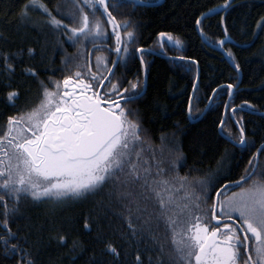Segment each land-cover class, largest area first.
Returning a JSON list of instances; mask_svg holds the SVG:
<instances>
[{
	"label": "snow or ice",
	"instance_id": "6c2138e0",
	"mask_svg": "<svg viewBox=\"0 0 264 264\" xmlns=\"http://www.w3.org/2000/svg\"><path fill=\"white\" fill-rule=\"evenodd\" d=\"M69 2L71 9L65 12L60 5L50 9L47 0H26L19 9L20 23L40 39L15 50L0 47V103L15 109L0 126V264H37L33 252L45 243V232L49 244L55 241L67 249L69 264H77L89 251L86 264H264V142L256 147L249 140L245 121V116L248 122L264 121V111L248 101L238 107L222 105L226 118L217 125L228 133L233 148L250 154L247 166L238 180L225 183L230 173L224 172L222 157L215 183L204 179L193 185L179 174L182 149H174L176 158L165 167L155 151L144 147L139 120L130 119L128 106L147 96L139 72L130 80L118 77L121 68L127 70L138 59L147 78V50L133 47L136 25L130 18L118 19V10L154 5L148 0ZM234 6L235 0H226L220 7ZM216 12L210 8L194 19L200 36H206L204 21ZM32 14L40 19L33 20ZM255 29L253 39L257 32L264 36V17ZM223 32L224 38L216 41L222 50L229 35L226 26ZM112 39L115 44L108 51L115 59L97 55L94 63L85 57L81 64L67 55L65 45L91 44L99 52V45ZM0 42L8 44L2 31ZM166 42L182 47L179 39L162 31L156 40L162 51ZM225 54L239 73L233 52ZM174 59L185 61L184 56ZM176 67L191 71L183 63ZM57 74L62 78L55 79ZM221 87L232 100L235 85ZM192 91H199L198 77ZM218 92L212 91L209 106ZM21 100L23 107L18 108ZM186 115L189 122L200 119L191 98ZM229 121L238 129L235 139ZM173 127L174 138L184 134L179 124ZM85 203L90 210L78 219L32 220L31 214L43 205ZM18 221L27 224L23 236ZM73 233L89 237L91 247Z\"/></svg>",
	"mask_w": 264,
	"mask_h": 264
},
{
	"label": "trees",
	"instance_id": "16d2710c",
	"mask_svg": "<svg viewBox=\"0 0 264 264\" xmlns=\"http://www.w3.org/2000/svg\"><path fill=\"white\" fill-rule=\"evenodd\" d=\"M157 1L154 6H138L135 10L126 7L118 10V19H131L136 25L137 43L133 47H142L145 52L147 66V96L144 102L129 105L133 112L132 120H139L141 124L142 139L146 149L155 151L157 157L169 162L175 160L174 149H182L183 158L179 161V174L187 176L189 181L195 185L197 181L209 179L213 183L218 177V170L223 161L224 172L230 173V180L225 183L234 182L244 174L247 166L249 153L241 154L238 148H233L228 142V133H220L217 125L218 120L224 118L222 105L228 104L229 98L226 89L221 87L233 83L234 93L230 103L238 107L244 101L255 105L260 111H264V36L256 33L253 39L251 33L255 32V24L264 17V0H235V6L229 9L220 7L226 0H148V4ZM26 0H0V31L8 37V44L0 42V47H9L15 50L23 43H31L37 39L35 31H25L19 20V9ZM50 9L60 5L67 12L71 9L69 0H47ZM210 8H217V12L211 18L204 21L206 36L202 37L195 30L194 19L200 14L207 12ZM33 20L40 19L39 15L32 14ZM91 19V17H90ZM223 19V25L221 20ZM209 25L211 27H209ZM228 28V40L222 50L216 43L224 38L223 27ZM169 32L174 38L182 42L179 50L170 48L168 45L162 51L156 43L160 32ZM108 32L111 33L110 26ZM115 44L114 39L110 43L100 44L101 51L97 52L91 44L86 48H74L65 45L67 55L76 58L77 63H83L85 57L107 55L110 59L115 58V53H109V48ZM150 51V52H149ZM232 51L236 62L240 64L241 71L235 72L232 60L225 54ZM83 52L84 56H80ZM92 55H89V54ZM184 56L185 61L175 60L174 57ZM62 57H57V67ZM90 60V59H89ZM190 60H196L195 65L189 64ZM186 64L191 71L177 68L179 64ZM199 70V91L193 97V110L201 117L208 108V101L212 98V91L219 89L206 115L198 122H189L186 115L188 101L192 98V85L196 83ZM139 72L144 82V69L141 68L139 60L128 65L127 70L121 68L118 77L133 79ZM62 77L57 74L55 79ZM36 96L35 85L32 86V98ZM23 100L17 105L23 107ZM249 110L245 108V112ZM15 113V109L5 107L0 103V126L4 125L8 115ZM245 116L246 131L248 138L255 142L256 147L264 142V121L252 119ZM179 124L182 136L173 137L174 125ZM228 127L233 139L238 136V129L229 121ZM256 135L253 136L252 133ZM166 139L162 143L161 137ZM170 149H173L170 151ZM255 149H253L254 151ZM146 152L145 155H150ZM264 159V158H262ZM222 178L223 173H219ZM237 191L239 189H236ZM231 192H228L230 195ZM213 199L215 195L213 193ZM91 205L76 204L74 206L55 207L43 205L33 212V222L43 224L45 219H59L61 217L79 218L90 210ZM49 210L54 215L49 216ZM16 227L21 229V235L27 232L25 221H18ZM49 233L45 232V243L33 252L37 264H69L66 248H58L55 241L47 242ZM73 238L89 244V237L72 234ZM91 251L83 258L78 259L77 264H86Z\"/></svg>",
	"mask_w": 264,
	"mask_h": 264
},
{
	"label": "water",
	"instance_id": "95a60500",
	"mask_svg": "<svg viewBox=\"0 0 264 264\" xmlns=\"http://www.w3.org/2000/svg\"><path fill=\"white\" fill-rule=\"evenodd\" d=\"M164 2V0H162L161 1V3H163ZM166 44L170 47V48H174V49H177V50H179L180 49V47L178 48V47H176L175 46V44H171V43H167L166 42ZM199 70H198V80H199ZM197 82V81H196ZM145 83H146V89H147V81H145ZM233 93H234V90H233ZM194 94L195 93H193L192 94V98H191V101H192V103H193V97H194ZM230 103V100H229V102H228V104ZM209 108H210V106H208V108L206 109V111L203 113V115L200 117V119L199 120H201L205 115H206V113H207V111L209 110ZM224 118H226V117H224ZM199 120H193L192 122H198ZM220 133L222 134V132L220 131Z\"/></svg>",
	"mask_w": 264,
	"mask_h": 264
},
{
	"label": "flooded vegetation",
	"instance_id": "af4514ba",
	"mask_svg": "<svg viewBox=\"0 0 264 264\" xmlns=\"http://www.w3.org/2000/svg\"><path fill=\"white\" fill-rule=\"evenodd\" d=\"M153 4H157V1H154L151 5H153ZM145 81H146V80H145ZM145 81H144V82H145Z\"/></svg>",
	"mask_w": 264,
	"mask_h": 264
},
{
	"label": "rangeland",
	"instance_id": "374dc122",
	"mask_svg": "<svg viewBox=\"0 0 264 264\" xmlns=\"http://www.w3.org/2000/svg\"><path fill=\"white\" fill-rule=\"evenodd\" d=\"M89 59L92 61V57L90 56ZM115 59V58H114ZM231 195V194H230Z\"/></svg>",
	"mask_w": 264,
	"mask_h": 264
},
{
	"label": "bare ground",
	"instance_id": "6f19581e",
	"mask_svg": "<svg viewBox=\"0 0 264 264\" xmlns=\"http://www.w3.org/2000/svg\"><path fill=\"white\" fill-rule=\"evenodd\" d=\"M150 52V51H149Z\"/></svg>",
	"mask_w": 264,
	"mask_h": 264
}]
</instances>
